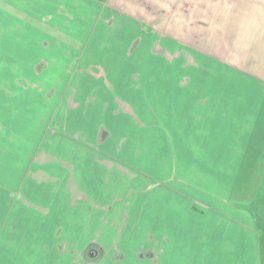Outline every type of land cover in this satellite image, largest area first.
<instances>
[{"label":"crops","instance_id":"obj_1","mask_svg":"<svg viewBox=\"0 0 264 264\" xmlns=\"http://www.w3.org/2000/svg\"><path fill=\"white\" fill-rule=\"evenodd\" d=\"M102 14L114 32L98 24L69 60L46 48V70L0 53V264H84L92 245L96 264H264V0H105ZM99 126L107 140L137 127L143 150L114 152L122 170L40 150ZM132 164L153 179L138 199Z\"/></svg>","mask_w":264,"mask_h":264},{"label":"rangeland","instance_id":"obj_2","mask_svg":"<svg viewBox=\"0 0 264 264\" xmlns=\"http://www.w3.org/2000/svg\"><path fill=\"white\" fill-rule=\"evenodd\" d=\"M103 6H105V0H0V53L9 54L15 60L18 59V68L24 72L31 71L32 69L36 71L46 70V48L53 57L68 56L67 59L69 60V56L79 53V48L86 41L88 45L86 46L85 53H88L89 48L91 49V46L94 45H91L92 40L95 42L97 38L95 44L100 43L99 25H105L103 34L100 37L104 35L109 36L111 32H114L113 27L115 26H112V23L115 20H104L103 14L99 17ZM107 18H109V15ZM98 19L99 21H97ZM107 24V28L110 31L106 29ZM149 64L151 65V63ZM101 128L108 131L110 127L99 126L97 135L91 127L89 128L90 131L87 130L86 134L83 133L81 136L78 135L71 138L73 141L70 142L68 147L55 148L50 142L41 147L40 150L44 148L43 150L57 153L61 150L63 154L80 150L85 154L83 157H73L72 161H70L69 157L67 159L63 158L64 163L62 162V164L67 165L69 163L77 167L81 166V164L82 166L96 165L98 162V165L107 163L110 168H112V164L121 165L117 167L121 168V170L123 165L120 163L121 161L112 157L114 152L118 153L122 150L128 152L135 149L137 153H140V150H143L144 143L141 140H134L135 138H139V136L133 135V129L137 127H130V130L132 129L129 131L130 135L129 137L126 136L124 140L122 138L102 139ZM114 128L116 129V127ZM58 129L59 125H56V131L51 130L50 134L58 136V138L61 136L65 137L66 135L57 131ZM122 129L119 127L118 131H122ZM148 130L149 128H147ZM140 134L141 136L143 135L142 133ZM65 139H69V136H66ZM137 153L135 156L139 155ZM131 156H133L131 158L132 162L138 159L141 160L140 155L139 158L134 157V155ZM40 160L44 159H38V161ZM47 161L48 158L46 157ZM56 164L57 166L59 165L58 163ZM124 167L126 168L124 169L125 174H127L124 177L125 186L127 189L130 186L131 197L138 199V191L146 185L151 187L150 184L153 182V179L151 175L144 174L141 170L135 169L136 167L133 164L130 166V169L126 165ZM85 184L84 181V189L79 188V190L83 198L82 204L84 208H88L91 207L89 203L92 197L90 190L85 188L87 187ZM126 196L127 200H129L130 194H126ZM86 203L89 205H85ZM123 206L128 208V201ZM115 208L120 212V206H116ZM54 224L58 228L57 224ZM86 224L90 223H83V225ZM149 255L153 256V253L147 252L144 254V258L148 259ZM87 256L91 257V262L96 261L98 257L96 254L95 258L93 251H89ZM106 256V252H104L103 255L99 256L98 260L102 261Z\"/></svg>","mask_w":264,"mask_h":264},{"label":"flooded vegetation","instance_id":"obj_3","mask_svg":"<svg viewBox=\"0 0 264 264\" xmlns=\"http://www.w3.org/2000/svg\"><path fill=\"white\" fill-rule=\"evenodd\" d=\"M92 246H94V245H92ZM89 249L83 254V258H84L83 263L84 264H96V263H99L101 261V260H98L99 257H97L96 261L91 262V260H90L91 257L87 256L88 252L90 251ZM93 253H94V256L96 258V253L97 252L94 251Z\"/></svg>","mask_w":264,"mask_h":264},{"label":"trees","instance_id":"obj_4","mask_svg":"<svg viewBox=\"0 0 264 264\" xmlns=\"http://www.w3.org/2000/svg\"><path fill=\"white\" fill-rule=\"evenodd\" d=\"M95 248H96V247H93V246L91 247V246H90V249H89V250H90V251H94Z\"/></svg>","mask_w":264,"mask_h":264}]
</instances>
